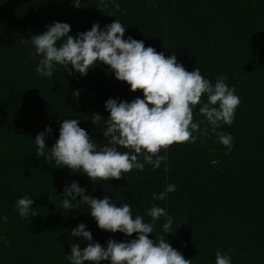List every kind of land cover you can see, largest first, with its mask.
Here are the masks:
<instances>
[{
  "label": "trees",
  "instance_id": "trees-1",
  "mask_svg": "<svg viewBox=\"0 0 264 264\" xmlns=\"http://www.w3.org/2000/svg\"><path fill=\"white\" fill-rule=\"evenodd\" d=\"M115 4H119V11ZM0 0V264H70L71 244L81 250L87 244L70 235L78 224L86 225L93 242L106 247L111 238L126 242L136 234L101 230L89 208L73 202V209L61 206L66 183L77 181L86 194L108 196L117 206L127 202L133 215H145L153 205L165 208L173 218L165 240L191 264H215L216 252L231 257V264H264V0ZM113 14V15H111ZM126 28L128 36L143 41L165 56L175 55L186 71L200 68L213 84L227 77L240 104L231 125L217 132L230 133L233 147L220 144L198 104L193 122L200 124L195 143L173 144L160 155L165 164L153 170L133 169L119 179L91 181L86 174L58 168L35 153L34 138L47 126L51 147L65 119H79L98 148L104 146V103L113 98L131 102L143 98L142 91H130L118 81L109 66L99 64L83 77L69 75L57 67L50 78L35 72L40 57L30 42L54 21L70 24V35L103 28L113 21ZM74 90L79 91L74 96ZM207 98H201L206 102ZM100 114L96 125L91 117ZM208 128L207 134L204 130ZM121 152L126 149L119 148ZM48 149L46 148V152ZM218 164L212 165L211 161ZM168 184L176 190L166 200H154ZM33 198L32 212L21 218L17 199ZM79 199V198H78ZM164 218L156 222L149 239L162 235ZM89 264V262H85ZM100 264H108L101 261Z\"/></svg>",
  "mask_w": 264,
  "mask_h": 264
},
{
  "label": "clouds",
  "instance_id": "clouds-1",
  "mask_svg": "<svg viewBox=\"0 0 264 264\" xmlns=\"http://www.w3.org/2000/svg\"><path fill=\"white\" fill-rule=\"evenodd\" d=\"M106 6L109 0H100ZM115 4V0H111ZM151 2V0H149ZM74 7L81 6V0H74ZM119 11V4H115ZM113 15V14H111ZM71 26L66 22L54 21L46 30L32 36L25 43L31 44L34 56L40 57L35 72L44 78H50L58 66L69 75L79 73L85 76L89 69L99 64L109 66L118 81L126 82L130 91H142L143 98L137 97L131 102L109 98L104 103L108 116L104 119L103 133L107 143L98 148L87 132L78 126L79 119H65L59 125V136L49 147L46 136L52 133L47 126L34 138L35 153L44 157L46 162L54 161L56 167L71 170L73 173H83L91 181L97 179L107 181L119 180L124 173L133 169L144 171L145 165L153 170L165 164L167 171V156L160 155L161 150L169 146L183 143H195L200 131V124L193 122V109L200 104L199 115H202L217 136L220 144L230 152L233 138L230 133L217 132L221 125H231L235 110L240 104L235 88L225 82L227 77L220 76L213 84L201 75L200 68L186 71L177 62L176 56H165L153 47H146L143 41L131 36L126 39V28L113 21L101 28L98 22L91 29L70 35ZM74 96L79 95L74 90ZM206 97V102L201 98ZM100 114L91 117L96 125L101 121ZM208 128L204 130L207 134ZM46 148L48 151L46 152ZM119 148L126 149L121 152ZM212 165L219 163L211 161ZM124 177V176H123ZM176 190L175 184H168L160 193H153L154 200H166L169 193ZM87 190L77 181L66 183L61 197L64 209H73V202H82L89 208L91 217L97 227L111 233H122L126 237L136 234L134 239L126 242L109 239L106 247L93 242L92 233L83 223L72 229L70 235L85 242L87 246L81 250L77 243L71 244L70 255L66 259L70 264H191V260L174 249L165 236L173 233V218L165 208L157 205L146 210L150 217L145 221L142 215H133L131 206L125 202L119 206L112 203L108 196L95 198L86 194ZM79 198V199H78ZM33 198L27 196L16 200L15 208L23 219L32 212ZM164 218L162 235L156 237V242L149 239L153 234L156 222ZM0 222L6 223L7 217L0 216ZM4 246L8 242L0 236ZM215 264H231V257L226 253L216 252Z\"/></svg>",
  "mask_w": 264,
  "mask_h": 264
}]
</instances>
